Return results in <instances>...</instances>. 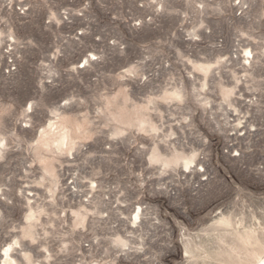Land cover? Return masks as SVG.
<instances>
[{"label":"rangeland","instance_id":"1","mask_svg":"<svg viewBox=\"0 0 264 264\" xmlns=\"http://www.w3.org/2000/svg\"><path fill=\"white\" fill-rule=\"evenodd\" d=\"M264 0H0V264H264Z\"/></svg>","mask_w":264,"mask_h":264},{"label":"bare ground","instance_id":"2","mask_svg":"<svg viewBox=\"0 0 264 264\" xmlns=\"http://www.w3.org/2000/svg\"><path fill=\"white\" fill-rule=\"evenodd\" d=\"M264 263V262H263Z\"/></svg>","mask_w":264,"mask_h":264}]
</instances>
